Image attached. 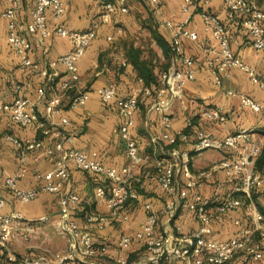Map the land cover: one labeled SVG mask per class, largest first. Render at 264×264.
I'll use <instances>...</instances> for the list:
<instances>
[{
    "label": "crops",
    "instance_id": "0c3cea01",
    "mask_svg": "<svg viewBox=\"0 0 264 264\" xmlns=\"http://www.w3.org/2000/svg\"><path fill=\"white\" fill-rule=\"evenodd\" d=\"M61 1L65 7V13L61 18L56 19L51 10L47 11L50 30L48 38L42 40L38 34L24 33L28 35L32 44L30 54L32 60L42 66L72 48L67 38L59 37L55 33V29L59 26L70 31L92 30L96 33V38L78 61L79 79L74 88L64 94L60 92V83L66 77L65 70L61 66L56 70H50L51 73L54 71L56 74L50 81L20 67L18 57L7 42V23L1 16L8 7V0H0V105L9 106L18 96L33 100L37 89L44 87L46 100L38 104L37 114L45 121L46 126H56L62 130L65 137L71 138V142H66L67 148L95 152L103 166L119 171L129 165L130 161L125 155V143L119 135L121 120L115 106L102 104L94 93L90 94L88 101L82 106L70 108V102L76 94L84 90L92 91L113 85L119 97H126L133 89L146 85L139 81L137 71L132 65L134 59L154 65L156 83L161 71L157 64L165 66L166 60L156 44L154 35L168 39V31L160 25L166 20L180 21L183 18L180 12L182 0H161L157 7L150 6L146 0H127L128 13L116 12L108 23L101 21V2ZM198 1L202 8L218 16L225 24L230 48L234 54L264 79V50L255 51L240 23L227 20L221 0ZM250 1L264 10V0ZM34 4L35 0H22L17 19L24 27H27L31 20ZM117 29L120 33L116 32ZM188 29L198 36L196 41L184 39L182 43L184 54L194 60L195 76L185 86L183 97L175 100L166 113L172 135L184 131L187 121H191L188 141H179L174 148L180 153L188 152L189 170L192 174H198L224 158L237 156L250 143L264 148V92L251 81L248 74L237 68L230 69L226 75H223L221 86H217L208 67L216 45L211 35L204 31L201 17L197 12L192 14ZM107 36H111L113 40L107 41ZM170 64L171 59L169 66ZM17 87L19 89H16ZM227 91L240 92L251 97L262 105V110L255 112L241 106L239 99L227 95ZM56 95H60L61 109L59 113L47 117L46 101ZM153 101V94L141 92L134 115L133 136L142 162L132 166L130 181L138 192V197L128 202L125 207L124 213L128 218L126 221H114L102 230L96 228L90 230L94 244L106 246L109 253L122 234H133L141 228L146 219L144 209L146 203L151 205L158 217L157 231L168 239L177 233V228L181 232L189 233L198 226L189 211L181 209L171 220L165 214L169 200L174 197L167 194L158 184L157 162L166 158L164 152L171 146L159 140L165 129L160 115L151 109ZM212 109H220L225 115V121H208L203 113ZM62 118H66L68 123L61 124ZM197 130L205 131L213 140H221L229 134L245 130L247 138L241 141L236 149L210 148L195 152L193 143ZM7 136H13L21 141L43 139L45 145L49 144V140L33 126L23 128L17 125L12 121L7 110L0 112V198L5 200L2 214L20 213L23 219L15 222L13 228L24 236L32 237L30 238L32 242L28 244L33 249L30 251L31 254L45 255L51 258L49 259L51 262L57 255L67 250L66 237L61 234L60 241L51 231V227L57 230L59 213L57 196L40 193L32 202L22 204L5 190L3 179L14 175L22 165L19 161V151L6 139ZM23 166L27 171L18 180L17 185L23 189L35 188L38 183L34 173L37 171L44 174L51 171L54 167V158L46 157L41 150H38L28 155ZM68 168L70 172L68 187L80 198L74 220L80 228L88 229L86 220L88 216H107L109 213L105 203L97 202L95 199V187L104 180L93 173L77 170L73 162H68ZM176 180L182 183V177L178 173ZM201 192L209 200L208 213L211 216L209 238L218 241L229 240L240 229L250 224L247 207H239L224 214L216 212L217 202L235 193L234 183L221 171L213 174ZM255 239L258 240V236H255ZM58 243L62 244V248L55 251L53 246ZM110 255L98 254L87 262L79 264H116L115 259ZM120 255L127 259V264H148L149 261V254L140 241H134L128 250L120 251ZM160 264H181V262L173 258H163Z\"/></svg>",
    "mask_w": 264,
    "mask_h": 264
},
{
    "label": "built area",
    "instance_id": "2783aa9c",
    "mask_svg": "<svg viewBox=\"0 0 264 264\" xmlns=\"http://www.w3.org/2000/svg\"><path fill=\"white\" fill-rule=\"evenodd\" d=\"M101 2V21L108 23L116 12L127 14L129 9L127 0H96ZM152 7L160 5L161 0H146ZM226 10L229 22H238L250 38L253 49L257 52L264 50V10L250 0H221ZM22 0H8V7L1 13L7 23V42L18 57L20 67L35 73L46 81H50L55 74L50 70L63 67L65 79L60 83L59 90L62 94L74 88L79 79L78 61L84 56L86 50L96 38V33L88 31H70L59 26L55 33L71 42V50L42 66L31 58L32 44L27 34H38L44 40L50 36L47 22V11L51 10L53 16L59 19L65 13L61 0H35L31 20L27 27L18 22L17 12ZM180 12L183 18L180 21L166 20L161 27L168 31V40L171 51V64L169 68L159 72L158 80L154 84L143 85L133 89L126 97H119L113 85L96 88L92 91L84 90L76 94L70 102V108L84 105L91 93H94L104 105L113 104L120 117L119 135L125 143V155L130 164L121 170L107 168L98 160L95 152H85L74 148H67L66 142H71L70 137H65L61 129L56 126H46L44 120L37 114V106L44 100L45 88L39 87L35 98L29 99L18 96L9 106L0 105V112L7 110L10 117L17 125L25 128L29 126L39 130L44 138L49 140L45 145L44 140L32 139L21 141L13 136L6 139L19 151L21 167L14 175L3 179V187L17 201L28 204L35 200L40 193L57 196L59 213L56 222L57 230L67 239V250L57 255L51 262L43 255L22 257V264H79L85 263L98 254L107 255L115 259L116 264H127V259L120 255V251L130 248L134 241L143 243L149 254L148 264H160L163 258H173L181 264H264V216L250 202L247 206L250 215V224L240 229L235 236L226 241L209 238L211 234V216L208 213L209 200L202 195V189L213 174L221 171L226 178L234 183V191L249 197L252 190L264 185V176L254 170L256 157L260 153V146L250 143L243 152L234 157H227L212 165L208 170L192 174L189 170L188 152H178L175 146L179 141L187 142L189 133L182 131L172 135L170 121L166 110L175 100L183 97V91L188 82L195 76L194 60L183 52V40L196 41L197 34L188 29L192 14L197 12L202 20L203 29L209 33L215 42L216 48L208 67L213 74L217 86L222 84V76L230 69H240L248 74L252 82L257 84L264 92V79L256 71L247 66L237 57L230 48L229 38L225 24L218 16L202 8L198 0H182ZM25 29V30H24ZM26 32V33H24ZM120 33V30H116ZM112 41L111 36L106 37ZM139 81L143 83L141 79ZM16 89H19L18 87ZM153 94L154 101L151 109L160 115L165 132L159 140L171 146L164 152L166 158L157 162L159 186L173 196L166 206V216L173 219L179 210L192 213L197 221V228L189 233H177L171 239L157 231L158 217L153 212L149 203L144 204L146 219L139 230L133 234H122L116 245L108 252L106 246H96L93 241L91 229L102 230L114 221H126L125 207L128 202L136 200L138 192L131 183L132 166L139 165L142 158L137 142L133 136L135 125V111L138 106L140 93ZM227 95L237 97L241 106L255 112L262 110V105L240 92L227 91ZM60 95L51 97L46 101L45 112L47 117L59 113L61 107ZM203 116L211 122L225 121V115L220 109L205 111ZM61 124L68 123L66 118L61 119ZM192 127L190 120L185 129ZM193 150L199 152L206 149H236L241 141L247 138V132L241 130L225 136L221 140H213L203 130L194 134ZM41 150L46 157L54 158V167L47 173L35 172L34 178L38 186L31 189L20 188L18 180L27 169L23 163L28 155ZM68 162H73L79 171L90 172L104 181L95 187V199L105 203L108 209L107 216L90 215L87 217V228L82 229L74 220L80 198L70 190ZM176 173L182 177V183L176 180ZM5 200L0 198V249L6 252L7 260L13 262L16 256L10 250L12 228L15 222L23 219L20 213L12 212L2 214ZM239 199L224 197L216 205V212L224 214L227 211L239 208ZM258 236V240L255 239ZM238 257V258H237Z\"/></svg>",
    "mask_w": 264,
    "mask_h": 264
},
{
    "label": "trees",
    "instance_id": "16d2710c",
    "mask_svg": "<svg viewBox=\"0 0 264 264\" xmlns=\"http://www.w3.org/2000/svg\"><path fill=\"white\" fill-rule=\"evenodd\" d=\"M154 39L156 41L157 46L162 51L164 59L166 60L165 66H163L160 70H165L169 66V61L171 59L169 40L158 35H154ZM132 65L136 69L138 77L143 81L144 84L149 85L155 83L156 76H154L153 73L154 65H151L146 61H140L137 59L132 60ZM189 129H185V132L189 133ZM254 170L264 176V148L260 147V153L256 157L254 163ZM229 197L239 199L241 201L240 207L243 208H246L251 202L252 204H254L256 209L262 214V216H264V185L252 190L249 197L245 196L240 192L232 193V195ZM15 256L16 260L10 262L7 260L6 252L3 249H0V264H22L20 261L22 257L18 255Z\"/></svg>",
    "mask_w": 264,
    "mask_h": 264
},
{
    "label": "rangeland",
    "instance_id": "374dc122",
    "mask_svg": "<svg viewBox=\"0 0 264 264\" xmlns=\"http://www.w3.org/2000/svg\"><path fill=\"white\" fill-rule=\"evenodd\" d=\"M158 67H160V69H162L163 65H159L157 64ZM51 231L52 233L55 234V237L58 238V240L61 241V234L59 231V233L57 232V230L55 231L54 227L52 228L51 227ZM30 238H32L31 236H24L22 234L19 233V231H16L14 228L12 229V239H11V242H10V250L11 252L14 254V255H18V256H21V257H29V256H32V255H40V254H37V253H34V254H31V250L33 251V249L31 247H29L28 244H30ZM35 239H33L34 241ZM55 251H58L59 249L62 248V244H57L56 246L54 245L53 246ZM45 256V255H43ZM47 257V256H46ZM48 259H51L50 257H47Z\"/></svg>",
    "mask_w": 264,
    "mask_h": 264
}]
</instances>
